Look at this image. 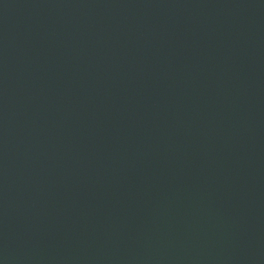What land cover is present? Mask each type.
<instances>
[{
  "label": "water",
  "instance_id": "water-1",
  "mask_svg": "<svg viewBox=\"0 0 264 264\" xmlns=\"http://www.w3.org/2000/svg\"><path fill=\"white\" fill-rule=\"evenodd\" d=\"M0 264H264V0H0Z\"/></svg>",
  "mask_w": 264,
  "mask_h": 264
}]
</instances>
